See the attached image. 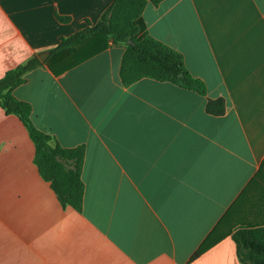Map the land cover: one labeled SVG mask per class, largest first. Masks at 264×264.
I'll use <instances>...</instances> for the list:
<instances>
[{
    "label": "crops",
    "instance_id": "1",
    "mask_svg": "<svg viewBox=\"0 0 264 264\" xmlns=\"http://www.w3.org/2000/svg\"><path fill=\"white\" fill-rule=\"evenodd\" d=\"M112 1L0 0V78L49 53L12 95L61 147H84L77 212L0 108V264H242L233 234L264 227V0L147 1L146 33L205 95L147 78L124 87L111 42L80 62L51 55ZM216 100L221 116L205 109Z\"/></svg>",
    "mask_w": 264,
    "mask_h": 264
},
{
    "label": "trees",
    "instance_id": "2",
    "mask_svg": "<svg viewBox=\"0 0 264 264\" xmlns=\"http://www.w3.org/2000/svg\"><path fill=\"white\" fill-rule=\"evenodd\" d=\"M147 1L157 5L162 0H113L94 24L86 22L81 31L60 38L50 51L51 55L74 56L80 62L94 56L111 42L124 47L119 68V78L124 87L147 78L205 95V84L189 74L183 56L146 33L142 12ZM41 64L35 56L0 78V108L6 115L16 116L26 129L34 145L33 163L60 204L80 212L84 193L81 181L84 147H61L33 125L31 106L12 95V91L25 82L26 75ZM205 109L208 114L221 116L224 102L208 101ZM232 239L239 262L264 264V227L242 228L233 234Z\"/></svg>",
    "mask_w": 264,
    "mask_h": 264
},
{
    "label": "water",
    "instance_id": "3",
    "mask_svg": "<svg viewBox=\"0 0 264 264\" xmlns=\"http://www.w3.org/2000/svg\"><path fill=\"white\" fill-rule=\"evenodd\" d=\"M49 55V53L45 52V53H41L39 54L38 58L41 62H44L46 60V57Z\"/></svg>",
    "mask_w": 264,
    "mask_h": 264
}]
</instances>
